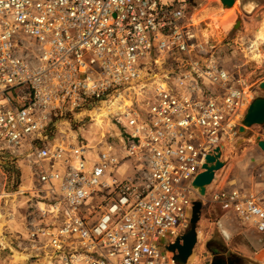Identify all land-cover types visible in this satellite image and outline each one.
Listing matches in <instances>:
<instances>
[{
	"label": "built area",
	"instance_id": "2783aa9c",
	"mask_svg": "<svg viewBox=\"0 0 264 264\" xmlns=\"http://www.w3.org/2000/svg\"><path fill=\"white\" fill-rule=\"evenodd\" d=\"M184 2L0 0V149L45 186V221L26 229L41 264H176L167 248L190 223L193 182L237 137L253 90ZM119 96L114 135L61 129ZM205 200L264 233V185Z\"/></svg>",
	"mask_w": 264,
	"mask_h": 264
},
{
	"label": "rangeland",
	"instance_id": "374dc122",
	"mask_svg": "<svg viewBox=\"0 0 264 264\" xmlns=\"http://www.w3.org/2000/svg\"><path fill=\"white\" fill-rule=\"evenodd\" d=\"M160 1L162 4L176 5L179 3L182 4L184 0ZM248 3L255 4V9L252 14H246V12L243 11L242 7ZM184 4L188 5L192 12L198 10L199 13H205L203 31L206 38L208 35H206L205 29L211 25L210 17L212 15L206 14V12L216 11L220 19L225 17V14L222 12L221 3L218 0H191L190 3L187 1L184 2ZM236 4L239 12L238 19L229 31V38L219 45L212 41L213 44L219 46V51H222V61L227 65L246 63V51L250 48V43L254 40V37L243 29V23L247 22L253 25L252 22L257 17L258 13L264 9V0H236ZM242 41H244L245 44H242ZM165 67H169V64L167 63ZM246 69L251 86L253 87L251 92L253 100L257 96L262 95L260 86L264 81V63L258 67L250 64L246 66ZM256 84H260L259 90L254 89ZM103 104L104 103L85 109L75 116L64 118L59 124L61 129L83 137L91 143L100 140V137L107 132L114 135V125L111 122L110 125L106 123L100 126L95 120V110L105 108V104ZM107 119L111 120L112 117L108 116ZM105 125L107 128L106 132H104L103 128ZM251 130L255 135L264 139V127H253ZM240 139L241 137L238 142ZM253 143H255V141L245 142L235 149L232 148L233 146L231 144L229 148L232 150L231 152H234L233 155L235 157L242 149H246L247 146ZM226 170L227 169L224 168L218 172L217 174H219V177L226 172ZM33 173L31 166L22 158L16 157L8 150L2 151L0 149V264H41V260H36L28 250L29 242L26 231L30 223L45 221V218L42 217L38 208L43 202L41 198H45L47 195L39 197L36 193L38 189L45 186H41L37 182V178ZM226 188L229 190L235 189V186L232 187L227 185ZM220 210L219 208H215L213 209V213L211 209L213 216H211L210 219L212 221L216 222V219H218L216 211L219 212ZM195 254L196 253H194V255ZM205 264H209V262L207 261Z\"/></svg>",
	"mask_w": 264,
	"mask_h": 264
},
{
	"label": "crops",
	"instance_id": "0c3cea01",
	"mask_svg": "<svg viewBox=\"0 0 264 264\" xmlns=\"http://www.w3.org/2000/svg\"><path fill=\"white\" fill-rule=\"evenodd\" d=\"M211 13L212 11L206 12V14ZM250 34L255 39L254 34ZM245 59L246 63H241L242 65H252V62L247 57ZM263 63L264 61L260 65ZM253 136L258 135L253 133ZM239 138L237 136L232 143L225 144L226 153L224 159L226 160V165L224 168L227 170L220 177L219 174H216L210 190H229L226 186L230 185L232 187L235 186V189L230 190H240L255 195L264 185V152L255 142L247 146L246 149H242L243 151L241 150L234 157V152H231L232 150L229 146L232 144L233 149L238 148L239 146L234 144L238 142ZM250 141L253 142L255 140L252 137L245 140L243 144ZM215 208L221 209L213 205L209 200H203L201 219L197 228L199 241L194 251L196 254L190 259L189 264H205L207 261L211 264L213 260L211 252L214 251L209 250V245L213 241L219 243L218 249L227 248L228 253L239 256L246 264H264V234L241 222L234 213L225 212L222 209L219 212L216 211L218 214L216 222L212 221L210 218L213 216V209ZM224 232L229 236L228 240Z\"/></svg>",
	"mask_w": 264,
	"mask_h": 264
},
{
	"label": "water",
	"instance_id": "95a60500",
	"mask_svg": "<svg viewBox=\"0 0 264 264\" xmlns=\"http://www.w3.org/2000/svg\"><path fill=\"white\" fill-rule=\"evenodd\" d=\"M226 4L232 5L235 0H223ZM243 11L252 14L255 9L254 3L244 5ZM260 91L262 95L254 98L245 115L241 121L238 137H241L236 146H240L245 140L253 137L258 147L264 152V139L260 136H253V127H264V82L261 83ZM226 153L225 145L215 148L211 151L205 160L202 172L196 177L193 182V188L196 190L199 199L194 203L192 217L185 232L177 239L174 244H171L167 250L173 255V260L176 264H189L190 259L194 255L195 248L198 244V223L201 219L203 200L207 197L208 191L215 181L216 174L221 171L225 165L226 160L224 155ZM264 234V233H261ZM227 240L229 236L224 232ZM211 264H246V262L239 256L228 253L227 248H219L214 252Z\"/></svg>",
	"mask_w": 264,
	"mask_h": 264
},
{
	"label": "bare ground",
	"instance_id": "6f19581e",
	"mask_svg": "<svg viewBox=\"0 0 264 264\" xmlns=\"http://www.w3.org/2000/svg\"><path fill=\"white\" fill-rule=\"evenodd\" d=\"M218 1L221 3L223 10L222 12L225 14V17L220 19L218 12L213 11L210 17L211 25L206 28L205 33L209 36L210 40L219 45L229 38V31L231 30V27L237 22L239 12L236 0L231 6L226 4L223 0ZM200 16L201 18L199 17L197 22L205 18V13L202 12ZM252 23L253 25H249L247 22L243 23V29L247 33H253L255 36V39L250 43V48L246 51V57L252 62L253 66L258 67L264 61V9L258 13L257 17ZM252 27L253 29H251ZM243 43L244 41H242V44ZM259 86L260 84H256L254 89L259 90ZM121 97L122 96H119L109 103H104L105 108H99L95 110L94 117L100 126H103L107 123V117L111 112L120 109L121 101H123L124 106L129 105V101L123 100ZM121 110L122 109H120V111ZM103 128L104 132H106V125Z\"/></svg>",
	"mask_w": 264,
	"mask_h": 264
},
{
	"label": "flooded vegetation",
	"instance_id": "af4514ba",
	"mask_svg": "<svg viewBox=\"0 0 264 264\" xmlns=\"http://www.w3.org/2000/svg\"><path fill=\"white\" fill-rule=\"evenodd\" d=\"M189 3L191 0H187ZM219 247V243H216L215 241H213L210 245H209V250L210 251H216Z\"/></svg>",
	"mask_w": 264,
	"mask_h": 264
}]
</instances>
